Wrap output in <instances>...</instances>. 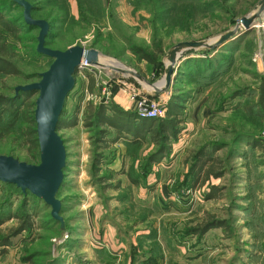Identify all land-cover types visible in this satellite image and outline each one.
<instances>
[{"label":"rangeland","instance_id":"rangeland-1","mask_svg":"<svg viewBox=\"0 0 264 264\" xmlns=\"http://www.w3.org/2000/svg\"><path fill=\"white\" fill-rule=\"evenodd\" d=\"M27 1L39 8L30 13L35 18L59 17L62 9H67L63 21L50 24L45 45L64 48L80 42L96 48L102 59L137 70L152 82L162 77L164 54L171 44L184 39H211L231 28L258 2L201 0L211 1L213 9L193 14L189 11L184 18L167 11V0H149L138 6L133 5V0ZM0 2L8 5L4 9L7 17L21 14L22 7L16 2ZM37 29L21 31L23 40L16 42L19 54L35 48ZM240 33L243 36L238 38ZM240 33L211 50H188L189 56L201 58L197 63L187 62L193 75H187V67L181 68L184 58L166 90L156 96L146 94L152 100L161 97L163 105L171 94H182L190 100L184 103L185 117L178 125L176 138L158 164L145 162L156 147L148 139L140 144L109 142L103 147L95 137L94 126L77 122L56 129L65 150L56 192L62 223L50 216L49 206L41 198L25 190L27 206L33 210V228L29 233L11 235L10 244L0 245V264L96 261L104 247L100 234L106 222L118 238L129 244L130 264H264V139L252 148L248 145L257 139H246L248 133L264 138V127L255 115L244 112L248 98L238 92L254 88L257 78L264 77V10L249 29ZM221 46L228 48L220 50ZM133 47L149 53L160 47V66L141 58ZM221 51L225 57L223 70L214 78L202 77L209 76L208 71H203L202 67L207 66L202 60L213 61ZM23 56L22 62L16 64L29 74L43 70L50 61L46 56ZM194 65L203 73H194ZM73 76L74 83L62 106L66 110L75 102L81 108L87 100L97 103L106 99L134 112L133 106L124 107L114 98L119 87L129 85L141 90L134 77L92 64L89 68L77 66ZM36 79L35 75L6 78L13 87ZM196 87H200L198 93L193 92ZM29 92L27 99L33 100L36 91ZM221 103L223 107L219 109ZM163 115L164 112L152 117ZM206 143L211 154L221 157L223 173L205 177L199 171L189 185L188 155ZM95 152H102L104 158L97 165L92 163ZM0 153L34 162L15 149L0 147ZM204 160L207 159H201L203 168L208 164ZM211 186H215L210 190L215 196L206 197ZM16 194L10 184L0 182V216L18 207L22 197ZM6 197L9 202H4ZM210 215L220 219L222 225L198 229ZM7 218L1 217L0 232L7 233L9 226L16 225V219Z\"/></svg>","mask_w":264,"mask_h":264},{"label":"trees","instance_id":"trees-1","mask_svg":"<svg viewBox=\"0 0 264 264\" xmlns=\"http://www.w3.org/2000/svg\"><path fill=\"white\" fill-rule=\"evenodd\" d=\"M7 1H9V3H15V1L13 0ZM148 1L149 0H133V5L138 6L141 3ZM167 1H169L167 11L169 13H175L174 15H179L184 18L187 17L189 11H191V13L193 14L196 12L203 13L206 10L213 9L212 5H210L211 1ZM61 3L63 2H60V4ZM30 4V13L33 10L39 9L37 4H34L32 2H30ZM6 6L8 5L4 4V2H0V147L7 148L9 150L15 149L17 151L24 152L31 161L36 162L38 160V144L35 133V122L33 119L34 99H27V97H29L31 94L29 91L18 89L16 92H14L13 85L7 83L6 78H30V76L34 75L35 73H24L22 70H20L18 64L16 63L22 62L23 57H25L23 55L32 57L34 59L45 56L38 53L35 48L24 50L23 52H21L22 54H19L16 42L23 40L24 36L20 34L21 31L24 29H31L36 26L25 23L22 19V14L7 17L6 14H4V9H6ZM65 15H68L66 7L62 9L61 16L59 17H45L48 22L49 28L51 23L63 21ZM241 36L243 35L240 33V35H238V38ZM159 48L160 47H156L154 49L155 51H153L152 53L145 52L143 50L140 51V48L137 47L134 48V50L137 51L135 52L138 53L141 58H144L149 63L155 65L156 67H159L160 62L157 59V55H159V53L161 52V49ZM227 48L228 47L221 46L220 50ZM224 58L225 57H222L221 51L218 57H214L213 61L211 58L202 60V63H205L209 68L208 69L207 67H202L203 71H208L209 76H207V74H202L201 76L207 77V79H209V77L214 78L215 75L219 74L223 70V67L225 65V62H223L225 61ZM200 61L201 58H198L197 56H188L183 61V64L180 65L181 68H186V65H188L187 62L197 63ZM191 69L188 67L185 69L187 75H193L190 71ZM193 70L194 73H203L201 68H198V65H194ZM89 77L90 82L92 83L93 79L91 76ZM199 91L200 87H196V89L193 90L194 93H198ZM238 92H240L239 96L243 95L244 97L248 98V101L242 108L244 112L255 115L259 120L260 125L264 127L263 75L257 78V84L254 88H251L250 90L239 89ZM187 99L188 97L182 94H171L164 105L163 116L143 117V120H139L138 123L136 122L137 124L134 125V128L130 130H128L127 127L128 121L130 117L136 116L135 113L131 110L122 109L113 102L104 103L102 101H99L97 103H93L92 101L87 100L84 102L81 108L80 105L75 102L68 110L62 107L56 122V129L68 127L74 125L77 122H81L84 126H94L95 137L98 140L102 141L101 145L103 147H106L109 142L115 141L116 138L123 136L121 135L123 131H131L132 134L137 136V138H134L130 141L124 140V142L126 144H140L142 141H145V139H148L151 142L153 141L156 144V147L145 157V162L148 164L152 162H158L168 154L170 142L172 140H175L176 132L179 130L178 125L182 121H184L185 112L183 111V108L184 103L187 101ZM221 107H223L222 103L219 105V109H222ZM78 112L79 117H77ZM247 138H250L252 140L257 139L252 142V145H248L251 148L253 147V145L255 146L257 141H259L260 139H264L260 136H254L252 133H248V137H246V139ZM207 145L208 144L206 143L199 146L188 155V157L191 159L186 174V176L189 178V185L193 180H195V177H198L200 173L199 171L203 172L205 177H207L208 174H212L213 176L217 177L223 173L224 165L222 163L221 157L211 154L213 152L211 151V149H206ZM203 158L208 160H206L208 164H206L204 168L201 166V159ZM102 159H104L102 152H95L92 159L93 165H97ZM206 162L204 160V164ZM0 182L4 184H10L12 186V190L16 191V195L22 197L20 199L18 207H16L14 210H6V213L0 216V222L1 217L3 216L8 217L7 219L14 218L17 220L15 226L8 227L7 233L0 232V245H8L11 243L9 240V237L11 235H16L21 231H26L27 233L31 231V229L33 228V210L31 211L30 208H28L25 198L26 195L22 191H20V189L15 186V184H13L12 182ZM211 187L212 189H209V191L206 192V197L215 196L211 192L215 188V186ZM10 193L11 190L9 191V197L11 198ZM30 195L34 196L32 194ZM6 198L7 199H5L4 202H9L8 197ZM220 222V219L210 215L208 219H205L203 221L202 226L198 229L201 230L205 227L220 226L222 225ZM192 229L195 230L196 228Z\"/></svg>","mask_w":264,"mask_h":264},{"label":"water","instance_id":"water-1","mask_svg":"<svg viewBox=\"0 0 264 264\" xmlns=\"http://www.w3.org/2000/svg\"><path fill=\"white\" fill-rule=\"evenodd\" d=\"M22 7V19L25 23L36 26L35 50L50 58L47 66L36 72V80L16 84L14 92L36 91L33 107V119L38 144V160L28 162L10 154L0 153V181L12 182L22 192L27 190L41 198L49 206L50 216L62 223L59 214L60 200L56 196L62 179L65 150L62 139L56 131V122L62 109L65 96L74 83V71L81 58L88 63L113 68L134 77L141 85V90L150 96H156L167 89L175 76L178 64L189 56L188 50H211L237 32L245 31L252 26L254 20L264 10V0H258L255 8L237 18L235 24L213 38L184 39L171 44L165 51L163 75L154 82L148 81L137 70L121 67L112 62L105 63L94 47H85L74 42L64 48L45 45L44 37L48 33V22L44 18H35L30 14L31 4L27 0H13Z\"/></svg>","mask_w":264,"mask_h":264},{"label":"crops","instance_id":"crops-1","mask_svg":"<svg viewBox=\"0 0 264 264\" xmlns=\"http://www.w3.org/2000/svg\"><path fill=\"white\" fill-rule=\"evenodd\" d=\"M187 103L190 102V100L186 101ZM124 107H130L131 104H120ZM184 110V109H183ZM139 120H143V117H130L127 127L128 130L133 129L134 125H136L138 123ZM137 122V123H136ZM121 135L118 138L115 139V141H113V143H122V144H126L124 142V140H132L134 138H137L136 135L132 134L131 131L125 132L123 131L121 133ZM143 142V141H142ZM160 161L158 162H154L156 164H158ZM153 167V171L156 170V168H154V165H152ZM163 167H166L165 165ZM101 239L103 241L104 247L101 249L102 251L100 252V254H97V258L96 261H94V259L91 261L89 260L88 262H85L83 264H96L98 263V261H100V264H111L112 262H115V264H130L129 262H131V256L129 255L128 252V243L124 240H121L120 238L117 237V235L114 233V230L112 229V226L106 222L105 226L103 227V230L100 234ZM134 262H137V260H134Z\"/></svg>","mask_w":264,"mask_h":264},{"label":"built area","instance_id":"built-area-1","mask_svg":"<svg viewBox=\"0 0 264 264\" xmlns=\"http://www.w3.org/2000/svg\"><path fill=\"white\" fill-rule=\"evenodd\" d=\"M77 66L78 68H89L90 63L81 58ZM126 86L127 87H119L118 89H116V91L114 92V98L121 104H131V107L133 106L134 112L137 116L152 117L160 115L164 112V105L161 97H159V99L152 100L153 98H148L147 95L141 90H135L134 87H131L129 85ZM126 100H128L129 102ZM103 102H108V100L105 99L103 100Z\"/></svg>","mask_w":264,"mask_h":264},{"label":"bare ground","instance_id":"bare-ground-1","mask_svg":"<svg viewBox=\"0 0 264 264\" xmlns=\"http://www.w3.org/2000/svg\"><path fill=\"white\" fill-rule=\"evenodd\" d=\"M111 61H112V60H107V61L105 60L104 62L107 63V62H111ZM113 64H114V63H113ZM121 65H122V64H121Z\"/></svg>","mask_w":264,"mask_h":264}]
</instances>
